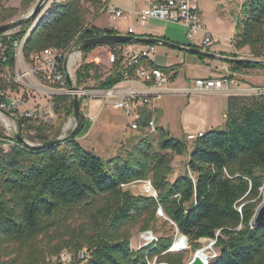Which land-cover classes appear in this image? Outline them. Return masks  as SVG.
I'll list each match as a JSON object with an SVG mask.
<instances>
[{
	"label": "trees",
	"instance_id": "16d2710c",
	"mask_svg": "<svg viewBox=\"0 0 264 264\" xmlns=\"http://www.w3.org/2000/svg\"><path fill=\"white\" fill-rule=\"evenodd\" d=\"M32 1L25 0L24 5ZM104 3L53 0L23 42L24 60L29 62L33 53L48 47L65 49L74 41L121 33L88 22L86 5L99 13ZM16 13L15 8L0 4V25ZM28 25L0 36V89L4 91L18 89L12 76L14 42L21 41ZM231 43L234 50L248 46L253 57L263 55L264 0L242 1ZM118 45L122 44L108 46ZM94 47L83 50L82 63L74 73L76 87L93 81L95 88L108 89L126 74L134 76L135 67L124 68L120 57L108 72L96 63L84 62ZM230 55L238 57L234 52ZM254 69L264 71V64L229 62L231 73ZM163 71L170 80L177 76L174 66ZM52 101L54 122L19 118L21 136L30 143L62 135L72 115L71 95L56 94ZM150 116L143 107L138 141L108 160L79 143L84 115L74 133L57 144L33 148L16 142L0 149V264H48L47 256L83 246L91 250L84 264H148L154 257L159 263L183 264L182 253L168 251L171 236L161 235L137 249L130 247L131 229L154 228L159 208L166 217L163 223L172 222L192 248L199 247L200 239H215L217 254L208 264H264V226H250L264 180V95L228 96L224 127L202 132L191 141L184 171L172 181L168 176L173 154L186 152L187 143L157 126L153 144L142 129ZM4 133L0 127V136ZM140 180L150 181L156 197L125 188ZM74 218L82 220L77 228L70 226ZM62 232V239L42 245L43 237Z\"/></svg>",
	"mask_w": 264,
	"mask_h": 264
},
{
	"label": "built area",
	"instance_id": "2783aa9c",
	"mask_svg": "<svg viewBox=\"0 0 264 264\" xmlns=\"http://www.w3.org/2000/svg\"><path fill=\"white\" fill-rule=\"evenodd\" d=\"M108 0L101 9L111 21L119 19H127L129 14L133 13L137 21L145 22L150 19H156L169 23L180 24L185 27V34L188 45L199 48L203 51H210V46L214 42V35L209 32L200 18L198 0H141L142 6L137 11H127L122 8L110 5ZM243 0H241L242 2ZM132 27L127 29V34H133ZM199 33L202 34L199 38ZM24 37L19 42H14V58L15 64L19 65L15 82L17 84L26 83L31 89H36L37 92L45 94L48 98L47 106L43 111L30 110L28 103L21 97L15 94L8 93L0 89V110H4L9 115L14 117H31L43 118L44 115L53 116V96L56 94H70L71 91L66 86V75H68L75 84L74 73L77 67L82 63L83 50H77L78 42L74 41L65 49L56 47H48L40 52L33 53L30 56V61L26 62L22 55L21 44ZM157 44H143L138 46L136 43H126L118 45L114 48L108 45L96 46L91 49L84 59V62H93L101 66L104 72L112 69L115 62L120 57V63L124 68L135 67L134 76H128L119 82L128 84L127 88L119 89L117 84L108 89L93 88L84 90L82 87H77L79 95L88 94L90 97H100L103 105H111L114 109L120 110L130 119L129 127L132 130L140 131L139 120L141 118V109L146 107L151 112V116L143 126L145 133L156 132L155 105L154 98L159 97L168 88L164 84L168 81V77L161 66L155 65L151 57L156 53ZM99 52L94 56V51ZM105 51V60L102 63L99 56L100 52ZM230 78L221 76L217 78L206 77L196 78L193 83V88L186 92H198L201 94H225L232 95L234 93L264 95V86L256 88L234 89L230 86ZM43 83V84H42ZM251 90V93L249 91ZM48 109V110H47ZM51 109V110H50ZM0 112V122L2 123L5 133L0 136V149H8L16 144L12 136V131L18 129L17 122L11 116ZM225 116V115H224ZM89 121L94 122L95 116H90ZM65 133V132H62ZM202 135L198 132L196 135L189 134L187 139L193 140L197 136ZM141 183L142 194L156 197V191L152 187L149 180L135 181ZM128 184V185H130ZM264 193V180L259 188V196L262 199ZM238 211L241 205L238 206ZM157 213L162 215V210L159 208ZM185 238V244L188 241L186 236L179 233ZM147 236L146 245L157 241V237H153L151 230L145 231ZM149 239V240H148ZM210 245L214 247L215 239H209ZM174 239L170 243V248L173 247ZM184 244V245H185ZM144 245V246H146ZM183 247H177L181 249ZM90 248L82 247L78 250L64 248L57 254L50 255L47 258L48 264H84L90 257ZM199 251V250H197ZM196 251V252H197ZM217 252V251H216ZM216 252L211 255H205L204 263L208 264L209 260L216 256ZM153 261V263L150 262ZM156 257L149 259L148 264H155ZM158 264H161L157 262Z\"/></svg>",
	"mask_w": 264,
	"mask_h": 264
},
{
	"label": "rangeland",
	"instance_id": "374dc122",
	"mask_svg": "<svg viewBox=\"0 0 264 264\" xmlns=\"http://www.w3.org/2000/svg\"><path fill=\"white\" fill-rule=\"evenodd\" d=\"M35 1L36 0H33L30 5H24L25 0H0V4L4 7H11L17 10V13L12 17V19L6 21L5 23L25 15L33 6ZM52 1L53 0H51L49 3L47 2V7ZM107 2L110 5L132 12L137 11L140 5V0H108ZM241 3V0H198L202 23H206L211 29H216V31L222 36V38H216L215 41H219V43L224 45L228 43L226 39L230 37L234 31L235 22L239 14ZM86 7L87 18L90 24L110 27L109 23L111 20L104 12L100 11L99 13H96L93 12L91 6L86 5ZM133 16L134 15L131 13L128 16V20L119 19L117 22L120 24V28L124 30L128 23L139 25L140 23L135 22V18H132ZM32 23L33 21L29 23L27 29L32 25ZM24 25L25 24L14 28L10 31V33L18 31L20 27ZM147 29H152L156 33L160 34L161 37H164L172 42L179 44L188 43L185 34V27L180 24L150 19L147 22H142L137 29V32H142L143 30ZM223 48L226 50L228 49L226 46H223ZM98 52L99 50L94 51L93 55L95 56ZM105 54V51H102L99 54L101 57L100 61H102V63L105 60ZM19 68V65L14 64V69L12 72L14 81ZM181 75L182 74L180 70L179 76L181 77ZM180 77L173 80L169 79V81H167L164 86L168 88H179L183 85ZM94 84L95 83L93 81H87L84 83L82 88L84 90L93 89L95 88L93 86ZM249 93H251V90ZM15 95H18L27 103L36 104L38 101H41V103L47 104L48 102V98L45 94L37 92L36 89L29 88L28 84L26 83L18 84L17 94ZM87 95L88 94L83 96L90 97ZM239 95L251 94L242 93ZM221 101V97L214 98L212 96L205 95H187L179 91L162 94V96L157 99V105H155L157 106L155 116L158 119L160 126H162L171 137L181 139L187 143L186 152H184L182 155L173 154L171 163L172 172L168 176L170 181H172L177 175L184 171L185 162L191 151L192 141L191 139H187V135H196L198 131L207 132L211 129H222L224 127L226 119L221 115ZM80 110L81 112L84 111L83 105L80 107ZM42 117L43 120L48 122H54L56 119L55 114H53V116L44 115ZM69 119H72V115L69 116L65 121L62 127V132L67 133L74 127L73 120H71L69 124L67 123ZM129 124L130 119L128 117L123 115L117 109H114L111 105H105L101 109L96 121L88 122L87 119H85V127L79 135L78 141L84 149L93 152L103 160H108L123 154L126 149H130L132 145L138 141L139 136H141V133L136 130H132L129 127ZM0 127L4 129L1 122ZM143 134L147 135L153 144H156V133L144 132ZM142 187L143 186H141V183L139 182L125 186L126 189L130 190L134 194L142 193ZM157 214L160 218L155 224V227L151 228V235L157 238L161 235L171 236L172 239H175V237L178 235L177 228L174 227L170 221L167 224L163 223L166 219L164 214ZM81 222V219L74 218L70 222V226L72 228H77L78 224ZM63 232L59 234L51 233L43 237L42 245L44 246L46 244V246H48L47 242L50 240L52 243H55V241L62 239V237L65 236ZM130 232V247L132 249H137L146 245L147 239H145L144 236H147L148 238L150 236L146 235L145 231H140L138 230V227H134ZM199 242L200 245L196 249L192 248L187 241L183 248L176 249V251L173 252L182 253L184 255L183 264H187L190 262L197 250H201L205 255H211L213 252L217 251L215 247L210 245L208 238L200 239ZM48 257L49 256L46 257V260ZM150 262L153 263L152 260H150ZM155 264L158 263L156 262Z\"/></svg>",
	"mask_w": 264,
	"mask_h": 264
},
{
	"label": "crops",
	"instance_id": "0c3cea01",
	"mask_svg": "<svg viewBox=\"0 0 264 264\" xmlns=\"http://www.w3.org/2000/svg\"><path fill=\"white\" fill-rule=\"evenodd\" d=\"M142 6V2L140 0V5L139 9ZM132 12V11H131ZM133 14V13H132ZM134 15V14H133ZM132 18H135V22L137 21L136 17L133 16ZM123 19V20H128ZM118 21V20H117ZM117 21H111L109 23V26L111 28H114L121 33H127V29L129 27H132L134 30V33L132 35H147V36H156V37H161L160 34L156 33L152 29L149 30H143L142 32H137V29L141 25L142 22H139V25H134L132 23H128L127 26L124 28H120V24ZM147 22V21H145ZM206 27V29L211 32L214 35V42L210 46V51L221 54V55H226V56H231V53H236L238 57H247L251 59H263L264 60V50H263V55L259 58L253 57L250 53V49L248 46L240 49V50H234L231 39L233 37L234 31L230 37H228L227 44H222L219 43V41H215L216 38H222L221 34L216 31V29H211L208 27L206 23H203ZM98 26V25H97ZM103 27V26H99ZM202 34L199 33V38H201ZM164 38V37H162ZM166 39V38H165ZM138 46H142L143 43H136ZM188 44V43H187ZM223 46H226L228 49L226 50L223 48ZM152 62L155 65L161 66L162 68L164 67H170L174 66L177 72V76L175 77L176 79L179 76V71L181 70V80H182V86L179 88H168V91H164L162 94L168 93V92H183L187 95H196V96H212L214 98H222V101L220 103V110H221V115L223 118H225L226 110H227V97L231 95H225V94H201L198 92H186L189 89L193 88V83L196 78H206V77H212V78H217L221 76H229L231 75L230 78V86L233 87L234 89L241 90L244 88H256V87H262L264 86V72L260 71L259 69H254L251 71H243V72H233L231 73L229 71V62L227 61H220L217 59H212V58H206L201 55H196L192 53H187V52H182L179 50L172 49L167 46L163 45H157L156 46V53L152 55L151 57ZM168 81H169V76ZM128 84L125 82L117 84V88L123 89L127 88ZM8 93L11 94H17V89L16 90H6ZM162 94L159 96L161 97ZM240 93H234L232 95H239ZM159 97L154 98L153 103L154 105L156 104V101ZM81 98V104L80 107L83 105V112L82 114L88 119L90 116H95V121L101 111V109L105 106L103 105V101L100 97H80ZM83 98V101H82ZM30 110H35V111H43L44 108H46L47 104L46 103H41V101H38L36 104L34 103H28L27 104ZM109 105V104H108ZM156 108L155 106V115H156ZM48 110V109H47ZM51 110V109H50ZM120 111V110H118ZM123 115L124 113L120 111ZM126 116V115H125ZM127 117V116H126ZM155 119L157 121V126H160L158 119L155 116ZM138 131V130H136ZM139 132V131H138ZM200 132V131H198Z\"/></svg>",
	"mask_w": 264,
	"mask_h": 264
},
{
	"label": "water",
	"instance_id": "95a60500",
	"mask_svg": "<svg viewBox=\"0 0 264 264\" xmlns=\"http://www.w3.org/2000/svg\"><path fill=\"white\" fill-rule=\"evenodd\" d=\"M50 1L51 0H36L33 6L30 8V10L25 15H23L22 17L18 19L1 24L0 25V36L11 34L10 31L13 30L14 28L19 27L23 24H28L31 21H33L32 25L27 29V32L23 39V42H24L26 36L31 32V30L36 25L37 21L40 19V17L45 12L47 4ZM23 42L21 44V50H22ZM116 43H121V44H126V43L151 44L152 43V44L167 46V47H170L172 49L179 50L182 52L201 55L206 58L217 59L220 61H227V62L252 61V62L264 64L263 59L261 60V59H251L247 57L226 56V55H221V54H218L212 51H203L199 48L190 46L188 44H179L176 42H172L162 37L147 36V35H132V34H127V33H113V34L106 33V34L98 35L96 37L86 38L78 43L77 50L82 51L90 46L110 45V44H116ZM66 81L68 84V89L71 91L70 95H71V107H72V119H69L67 123L69 124L71 120L74 121V127L71 129V132L68 135H66L65 133H62V135H60L56 139H51L43 143L33 144L21 136L20 128L18 127L17 130L12 131V136L16 142L24 146H28V147L42 148V147H46L49 145L57 144L58 142L63 140L65 137H69L71 134L74 133V131L78 128L80 124V120L83 114L80 110V103H79L80 95L78 92L79 89L75 86L72 79L68 75H66ZM0 112L6 115H9V113H7L4 110H0ZM9 116L14 118L17 123L19 122L18 117H14L12 115H9ZM250 226L251 227L264 226V193H263L260 203L255 208L254 214L252 215L250 219ZM174 250L175 249L173 247L169 249V251H174ZM187 264H205V263L203 259H201L200 257L196 255V252H195L192 259Z\"/></svg>",
	"mask_w": 264,
	"mask_h": 264
},
{
	"label": "bare ground",
	"instance_id": "6f19581e",
	"mask_svg": "<svg viewBox=\"0 0 264 264\" xmlns=\"http://www.w3.org/2000/svg\"><path fill=\"white\" fill-rule=\"evenodd\" d=\"M184 244H185V238L182 235L178 234L174 239L173 248L175 249L177 247H183ZM196 255L201 259L205 260V254L201 250L197 251Z\"/></svg>",
	"mask_w": 264,
	"mask_h": 264
}]
</instances>
